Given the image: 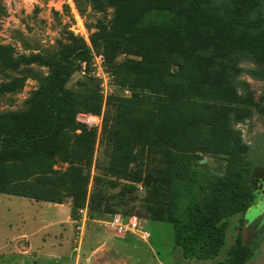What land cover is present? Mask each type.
<instances>
[{
  "label": "trees",
  "instance_id": "obj_1",
  "mask_svg": "<svg viewBox=\"0 0 264 264\" xmlns=\"http://www.w3.org/2000/svg\"><path fill=\"white\" fill-rule=\"evenodd\" d=\"M74 1L79 12L91 5L102 13L113 9V16L98 19L90 41L71 34L59 59L16 56L0 43V73L33 62L51 67L27 107L0 111V192L56 203L71 196L77 210L88 202L95 206L88 200L89 170L100 133L79 123L77 114L103 115L102 132L110 119L103 108L115 101L113 149L103 170L110 187L126 181L130 191L139 183L145 188L142 168L134 174L131 165L147 148L159 153L161 183L150 192L149 209L173 224L186 261L216 259L229 218L246 212L264 190V179L257 178L264 165L249 158L251 147L237 126L253 116L255 101L235 83L243 55L264 62V0ZM154 11L164 17L145 21ZM95 51L130 95L117 96L116 88L105 97L93 75H85L88 88L68 86L82 62L90 69ZM25 82L15 76L0 84V92L19 91ZM204 155L220 158L223 174L203 169ZM60 162L65 170L56 168ZM253 254L239 233L220 264H246Z\"/></svg>",
  "mask_w": 264,
  "mask_h": 264
},
{
  "label": "rangeland",
  "instance_id": "obj_2",
  "mask_svg": "<svg viewBox=\"0 0 264 264\" xmlns=\"http://www.w3.org/2000/svg\"><path fill=\"white\" fill-rule=\"evenodd\" d=\"M227 1L229 0H214V3L220 4ZM84 8L79 7L80 13L74 0H0V43L11 46L16 56L41 54L45 58L57 60L64 46L72 41L71 34L76 36L74 29H86L85 37L89 38L90 34L92 36L96 31L95 25L98 19L108 21L113 16V9L102 13L94 10L91 5ZM162 17H164L163 12L154 11L146 16L145 21ZM97 53V51L94 52L93 60ZM125 57L126 55L119 56L118 61L124 60ZM240 66L242 71L235 77V83L240 92L243 91L254 99L255 107L253 116L237 126L242 129L244 140L251 147L249 158L256 165H264V62L243 55ZM109 69L113 71L115 66L109 65ZM7 73H0V84L15 76H25L26 82L19 91L0 92V111L27 107V100L32 92L47 83L51 67L33 62L22 64L17 70L7 71ZM88 82L89 79L81 74L80 68L72 75L68 86L77 90L85 89L90 86ZM114 85L116 84L112 87ZM108 87L110 91L109 83ZM116 88L119 89L116 92L117 96L130 95L128 89H121L119 86ZM114 103L115 101L108 102L103 108L105 115L110 116V119L107 127L103 128L102 132L99 130L94 161L89 170L91 181L88 200L91 203L94 199L95 206L90 205L89 202L86 204L90 206L86 204L81 206L85 210L89 207L86 219L84 218L86 211L77 210L78 206L74 204L71 196L65 197L62 203H69L72 210L76 208L77 218L72 217V224L65 225L64 209L66 210L67 207H54L47 203L48 201L41 202L0 192V264H69L68 257L73 249L72 264H126L129 256L126 257L125 262L119 254L127 255L131 252L130 249L121 250L119 253L117 248L118 240L126 236L132 239L131 247H136L138 255L142 257L140 264H159V261L167 259L170 262L172 258L175 263L184 264L180 256L181 247L175 243L173 224L157 220L148 206L151 190L161 183L160 180H156L155 174L161 163V155L147 148L144 157L131 165L130 170L134 174H138L139 169L142 168V180L147 184L144 190L138 188V190L130 191L126 181L112 188L108 177L103 173L113 149L112 126L116 107ZM214 158L216 157L204 155L200 159L202 168L212 169ZM203 159L206 161L202 162ZM66 166V163L60 162L56 168L65 170ZM257 178L264 179L263 171H258ZM134 214L142 219L141 224L149 231V237H144L141 225L126 232H120L109 225L115 215L127 220ZM78 226L81 227L78 228ZM65 227L68 232V238L65 240L67 243L63 241L64 243L60 245ZM23 231L31 235V240L38 241L33 242L34 247L27 255L10 251L13 245L4 244L7 237L18 235ZM239 233L243 235L245 242L252 245L254 251L252 258L246 264H264V190L258 194L256 202L246 212L235 213L229 218L226 244L214 261L207 260L202 263V261L192 260L193 262L190 263L220 264ZM43 240L48 242L44 247ZM123 243L127 246L131 245ZM174 247L177 248V252L169 255L168 250Z\"/></svg>",
  "mask_w": 264,
  "mask_h": 264
},
{
  "label": "built area",
  "instance_id": "obj_3",
  "mask_svg": "<svg viewBox=\"0 0 264 264\" xmlns=\"http://www.w3.org/2000/svg\"><path fill=\"white\" fill-rule=\"evenodd\" d=\"M76 32V35L78 36H82L84 37L86 40L89 41V38H86L85 35H87V30H76L74 29ZM89 37V36H88ZM95 58L91 63V67L88 70L87 68V63L86 62H82V66H81V74L83 75H93L95 77H97L100 81H101V88H102V93L105 95V97H107L109 95V93L114 92V89L117 87L116 85H114V87H112L114 83L113 81V76L106 70V66H105V59L103 54H95ZM110 80V82L108 81ZM106 84V86H104ZM108 83L110 85L111 90L109 91V87H108ZM77 121L79 123H82L84 125H86L88 128H98L99 130H101L102 125H103V115L101 114H95L92 112H79L77 114ZM138 188L140 190H144V185L143 184H138ZM81 212H85V219L87 217V210L85 209H81ZM82 218V217H81ZM141 218L138 217L137 215H133L131 217H129L127 220L119 217V215H115L113 217L112 220H110V224L111 227L115 228L116 230L123 232V231H128L132 228L137 227L138 225H141V229L144 230V237H149L150 233L149 231L146 230V228L144 229V225L141 224ZM81 226H78V228H80Z\"/></svg>",
  "mask_w": 264,
  "mask_h": 264
},
{
  "label": "crops",
  "instance_id": "obj_4",
  "mask_svg": "<svg viewBox=\"0 0 264 264\" xmlns=\"http://www.w3.org/2000/svg\"><path fill=\"white\" fill-rule=\"evenodd\" d=\"M41 202H47V201H41ZM47 203L52 204L54 207H56V206L57 207H67L66 210L64 209V212L66 213L65 225L67 223H71L72 224V222H73L72 214H71L72 213V208H71L69 203H66V204L65 203H56V202H54V203L47 202ZM62 233H63V236L61 237V241L59 242L60 245H62L65 242V240L68 238V232H66V227L64 228V231ZM64 236L66 238H63ZM30 238H31V235L29 233L23 231V232H21L18 235H13L12 237H7L6 238L7 240L6 241L4 240V244L8 245L10 243L11 245H13L12 248L10 249V251H17L19 253H22L23 255H27V254H29V251L34 247L33 242H38V241H33ZM24 239H25V241H24ZM131 241H132V239L128 238V236L124 237L123 239L121 238L120 240H118V244L119 245H118L117 248L119 250V253H120L121 250H126V249L127 250L130 249V251H131L127 255H123V254L120 253L119 257H121L122 260L125 261L126 257L129 256V260H127L128 262L125 261L126 264H130V263L131 264H140V262L142 261L141 260L142 257L138 255V253L136 251V247L135 248L131 247L133 245ZM123 242H126L127 244H131V245L127 246ZM39 243H41V242H39ZM42 243H43V247H44L45 244L47 245L48 242L43 240ZM65 243H67V241ZM120 243H122V244H120ZM123 244H125L126 246L123 245ZM62 251L66 252L65 250H62ZM176 252H177V248L176 247H174L173 249H169L168 250L169 255L175 254ZM180 256L184 260V264H185L186 260L183 257L182 248H181ZM119 257H117V258H119ZM68 258H69V264H72L74 262V249L70 251V256ZM167 260H169V259H167ZM167 260L159 261V264H177V263L174 262V258H172L170 260V262L167 261ZM207 260L214 261L215 259H207ZM207 260H201V261H202V263H204ZM190 262H193V261L186 262V264H191ZM112 263H114V261Z\"/></svg>",
  "mask_w": 264,
  "mask_h": 264
},
{
  "label": "water",
  "instance_id": "obj_5",
  "mask_svg": "<svg viewBox=\"0 0 264 264\" xmlns=\"http://www.w3.org/2000/svg\"><path fill=\"white\" fill-rule=\"evenodd\" d=\"M205 161L206 159L202 160V162H205ZM223 168H224V164L222 163V161L217 157L214 158V164L212 168L213 172L218 173V174H223V171H221L223 170Z\"/></svg>",
  "mask_w": 264,
  "mask_h": 264
}]
</instances>
